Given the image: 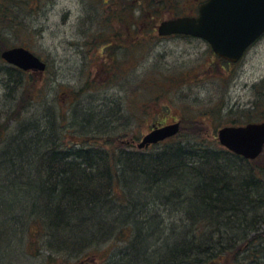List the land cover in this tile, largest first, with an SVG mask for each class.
Returning a JSON list of instances; mask_svg holds the SVG:
<instances>
[{
	"label": "trees",
	"instance_id": "trees-1",
	"mask_svg": "<svg viewBox=\"0 0 264 264\" xmlns=\"http://www.w3.org/2000/svg\"><path fill=\"white\" fill-rule=\"evenodd\" d=\"M12 1L0 0V22H6L7 29L16 25L10 14ZM166 1L160 2L162 12L168 8ZM158 2L132 0L115 6L114 17L123 27L127 21L142 22L144 16L146 25L151 17L148 8L156 13ZM130 9H138L140 16ZM129 25L141 29L139 23L124 29L132 28ZM4 38L1 33L0 41ZM16 70L18 87L29 94L32 105L39 104L43 97L36 80L31 77L26 85L22 82L26 73ZM22 95L17 101H24ZM261 98L259 104L264 105V94ZM44 110V116L34 120L16 111V132L9 137L0 122L4 139L0 143V248L2 244L8 249L21 247L30 255L36 249L50 259L63 257L64 264H87L100 244L117 239L131 251L111 255L108 263L264 264V167L251 164L264 156V148L255 160H245L217 139L211 142L203 137V120L193 119L185 132L181 124L175 136L137 149L106 132L103 118L67 110L65 116L59 112L56 120ZM52 144L57 149L51 150ZM88 160L94 164L86 165ZM153 206L180 223L192 220V235H187L183 224L179 232L154 233L162 217H153ZM98 210L123 219L113 226L116 237L105 228L113 220L102 219ZM137 210L141 212L135 216ZM27 220L30 224L21 233ZM94 229L101 233L92 239L81 236ZM89 239L96 243L80 249L77 260L64 248L67 243L85 245Z\"/></svg>",
	"mask_w": 264,
	"mask_h": 264
},
{
	"label": "rangeland",
	"instance_id": "rangeland-1",
	"mask_svg": "<svg viewBox=\"0 0 264 264\" xmlns=\"http://www.w3.org/2000/svg\"><path fill=\"white\" fill-rule=\"evenodd\" d=\"M131 1H12L10 14L16 25L7 29L6 22H0V34L5 36L0 52L11 46L27 47L46 62L47 68L41 74L29 72L22 78L26 85L31 77L36 80L43 100L32 105L26 93L23 102L11 107L6 79H16L18 72L0 58V122L13 120L16 111L25 114V119H38L46 113L45 108L58 120L59 112L65 116L71 106H78L80 111L93 113L95 119L108 121L113 128L111 135L126 144L138 142L153 124L182 120L185 132L190 120L201 119L203 137L212 142L221 126L264 120V105L259 104L264 94V35L237 63L228 65L202 40L157 35L161 20L192 15V6L196 4L197 8L203 0H167L164 12L162 0H156L159 9L155 13L148 8L146 13L151 17L146 25L143 16L142 22L127 21L139 23L141 29L135 25L124 29L128 24L124 22L121 27L113 8ZM129 11L140 16L138 9ZM16 87L15 95L19 96ZM251 164L264 167V156ZM156 210L160 214L159 208ZM111 248L100 244L87 264H106L107 258L117 252H110ZM14 253L8 255L10 264L65 262L61 256L52 255L50 259L36 249L33 255Z\"/></svg>",
	"mask_w": 264,
	"mask_h": 264
},
{
	"label": "water",
	"instance_id": "water-1",
	"mask_svg": "<svg viewBox=\"0 0 264 264\" xmlns=\"http://www.w3.org/2000/svg\"><path fill=\"white\" fill-rule=\"evenodd\" d=\"M161 36L185 34L206 40L221 58L238 61L245 50L264 33V0H205L197 16L166 19L157 26ZM0 57L21 70L42 72L46 63L29 49L16 46ZM180 122L156 126L132 146L146 148L178 133ZM221 146L246 159H255L264 147V121L227 125L217 130Z\"/></svg>",
	"mask_w": 264,
	"mask_h": 264
},
{
	"label": "bare ground",
	"instance_id": "bare-ground-1",
	"mask_svg": "<svg viewBox=\"0 0 264 264\" xmlns=\"http://www.w3.org/2000/svg\"><path fill=\"white\" fill-rule=\"evenodd\" d=\"M8 77H10V78H8V79H6V83L8 84V85H10V86H8V88H7V90H8V92H7V95L9 94V96H10V98H11V107L13 106V105H15V103H17L18 101H17V97L18 96H16L15 95V87L17 86V78L16 79H14L13 78V76H8ZM6 86V85H5ZM6 88V87H5ZM16 91H17V93H18V91H20L22 94H26V92L24 91V89H22L21 87H16ZM5 95H6V93H5ZM71 105H73V104H71ZM1 106V105H0ZM71 108H73L72 110H74V109H76V110H79L78 109V106H71ZM70 108V109H71ZM69 109V110H70ZM80 111V110H79ZM82 112V111H81ZM1 113V112H0ZM84 113V112H83ZM87 114H89V113H87ZM90 114H93V113H90ZM106 116H107V114H106ZM108 117V116H107ZM105 119V118H104ZM4 120V119H3ZM109 120V119H108ZM105 122V123H104ZM103 123H102V127H103V129L104 130H106V132H112L113 131V128L112 127H110L111 126V124H109V122L108 121H104ZM107 123V124H106ZM4 127H5V132H4V134H6L8 137L9 136H11L13 133H15L16 132V127H17V121H14V120H11L10 122L8 121H6V123H4ZM239 125H246V123H244V124H239ZM221 128V127H220ZM89 129H92V128H89ZM1 132V131H0ZM2 140H4L1 136H0V143H3L2 142ZM87 142L89 143V144H91L92 143V141L91 140H87ZM126 145V144H125ZM55 149H57V147H56V145L55 144H52V148H51V150H55ZM127 149H130L129 147H127ZM51 150H50V152H51ZM49 156H50V153H49ZM48 156V157H49ZM73 156V155H72ZM88 163L86 164V165H88V166H91V165H93L94 163H92L90 160H88L87 161ZM187 165H190V163H188L187 162ZM144 204H146V205H148L147 203H144ZM143 207H145L144 205H143ZM154 208V210L152 211V215H153V217H156L157 216V213L159 214V212H158V210H156V207L155 206H153ZM96 209V211H97V208H95ZM125 209V208H124ZM101 210V209H100ZM100 210H98L99 211V216L100 217H102V219L103 218H106L107 219V221H109V222H111L112 220V225L111 226H109V225H107L105 228H106V230H107V233H108V235H112L113 237H116V235H117V232H116V227H113V226H118V225H120L122 222H123V219L122 218H119V217H115V219H113V217L110 215V213H108V212H105V211H100ZM129 210H131V209H128L127 211H129ZM95 211V210H94ZM141 212V210H137V212H135L134 213V215L135 216H137L139 213ZM168 213V214H167ZM166 213V215L167 216H163V214L161 215V213H160V215H161V217L162 218H160L161 220H160V227L159 226H157V225H155L154 226V228H153V232L155 233V232H159L160 230H163L164 232H165V234H167V231H168V229H169V232H173V231H181L183 228H181V230H178V227H182V224H183V226L185 227V230H189V231H187V235H192V233H191V227H192V225H190L191 224V222H192V220H188V219H186L185 221H183L182 223H180L179 221H177V218H175V217H171V215H169V212H167ZM31 217V216H30ZM31 220H34V219H32V217H31ZM29 224H30V220L28 221H26L25 222V224L23 225V227L24 228H22L21 229V233H22V231H23V229L25 230V228L27 227V226H29ZM21 233H19L18 235L19 236H21ZM101 232H97L96 231V229H94V230H88V233L87 232H85V234H88V235H85V234H82L81 236H84L85 238H94V237H96V236H98L99 234H100ZM153 233V234H154ZM23 236V235H22ZM188 239H192V236H190V237H188ZM90 240V239H89ZM89 240H87V241H85V242H88V243H86L85 245H80V243H77L78 245H74V244H70V243H67L66 245H64V248L66 249V251L68 252V254L70 255V257L73 259V260H77L78 258H79V253H78V251L80 250V249H88L87 248V246H91V245H93L94 243H96V242H94V243H92L91 242V240L89 241ZM84 241H81V243H83ZM93 241V240H92ZM114 242H112V243H108V242H106V243H102V244H106V245H110V246H112V248H111V250H110V252H112V251H114V250H117V252L116 253H114V254H112V255H114V256H116L117 254H119L120 253V251L122 252V253H124L125 251H128V252H130L131 251V248H130V246H127V245H124L123 243H121V242H119V240H117V239H114L113 240ZM56 242L55 241H52V242H50V244H55ZM100 243V242H99ZM2 247L0 248V264H10V262H8L7 261V259L9 258V256L8 255H11L12 256V253H14V252H17V253H19V255L21 254V247H20V249L18 248H11V249H8L7 248V245L5 246V244H2L1 245ZM7 248V249H6ZM118 250H119V252H118ZM15 254V253H14ZM7 255V256H6ZM86 259H88V258H86ZM86 259H84L83 261H86ZM8 262V263H7ZM109 263H113V261H111V262H109ZM108 262H106V264H109Z\"/></svg>",
	"mask_w": 264,
	"mask_h": 264
},
{
	"label": "flooded vegetation",
	"instance_id": "flooded-vegetation-1",
	"mask_svg": "<svg viewBox=\"0 0 264 264\" xmlns=\"http://www.w3.org/2000/svg\"><path fill=\"white\" fill-rule=\"evenodd\" d=\"M192 11H193V16H195V15H197V12H196V10H195V8L194 9H192ZM170 37H184V38H186V39H195L194 37H191V36H185V35H171ZM205 43V42H204ZM206 45H207V47L209 48V46H208V44L207 43H205ZM227 64L228 65H232V64H235V63H229V62H227Z\"/></svg>",
	"mask_w": 264,
	"mask_h": 264
}]
</instances>
